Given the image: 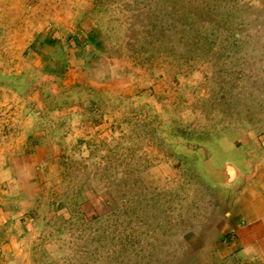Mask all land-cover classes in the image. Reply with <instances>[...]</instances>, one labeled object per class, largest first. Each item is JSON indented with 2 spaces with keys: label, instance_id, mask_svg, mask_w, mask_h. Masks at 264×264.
I'll use <instances>...</instances> for the list:
<instances>
[{
  "label": "rangeland",
  "instance_id": "374dc122",
  "mask_svg": "<svg viewBox=\"0 0 264 264\" xmlns=\"http://www.w3.org/2000/svg\"><path fill=\"white\" fill-rule=\"evenodd\" d=\"M0 264H264V0H0Z\"/></svg>",
  "mask_w": 264,
  "mask_h": 264
}]
</instances>
